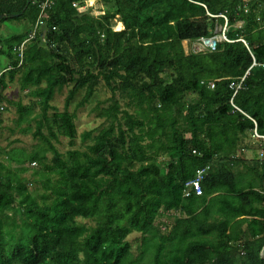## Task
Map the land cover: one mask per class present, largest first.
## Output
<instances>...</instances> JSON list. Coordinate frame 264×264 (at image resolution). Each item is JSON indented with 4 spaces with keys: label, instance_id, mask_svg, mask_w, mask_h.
Segmentation results:
<instances>
[{
    "label": "trees",
    "instance_id": "trees-1",
    "mask_svg": "<svg viewBox=\"0 0 264 264\" xmlns=\"http://www.w3.org/2000/svg\"><path fill=\"white\" fill-rule=\"evenodd\" d=\"M44 1L0 0V129L6 104L10 134L36 140L30 151L0 150L14 165L0 159V264H264V160L242 158L263 149L252 133L255 123L264 136V0H96L102 15L88 0H49L18 66L13 48ZM220 16L234 42L185 53L184 43L214 36ZM16 77L33 88L32 105L5 97ZM99 86L110 94L93 109L104 124L77 149L69 106L80 95L75 109L84 107ZM63 89L59 112L51 102ZM32 164L40 194L21 177ZM205 167L201 195L183 198ZM172 212L161 231L157 220Z\"/></svg>",
    "mask_w": 264,
    "mask_h": 264
},
{
    "label": "rangeland",
    "instance_id": "rangeland-1",
    "mask_svg": "<svg viewBox=\"0 0 264 264\" xmlns=\"http://www.w3.org/2000/svg\"><path fill=\"white\" fill-rule=\"evenodd\" d=\"M86 3H87V7L93 8L94 15L103 14L101 3L96 2V0H88ZM99 4H100V7L98 8ZM83 8H86V7H83ZM10 25L14 26V24L11 23L7 27L9 28ZM120 28H121L120 24L118 23L114 27L115 30H118ZM6 30L12 31V28L7 29L6 27H4L1 33L3 34L4 32H6ZM183 46L185 48V53H188L194 50V48L191 45L187 46L186 43H184ZM6 64H8V60L6 58L0 57V70L3 69L4 65ZM5 85H6V89L4 91V95L8 100L13 101V102L20 101L25 106H30L33 104L32 102H34V99L33 97L29 95V92H31L33 88L28 87V86H27L28 88H23V84L22 82H19L18 77H16V79L13 82H6ZM66 94H67V89H63L60 93L55 94L51 102V105L59 112H62L63 110ZM109 96H110L109 92L103 86H99L93 99L84 107L79 108L77 110L75 109L76 103L81 98L80 95L77 96L74 99V101L70 104L68 111L69 112L75 111V115H76V119L74 122L76 126V131H77V138L75 140V148L83 149L84 145L81 142V135L84 132L96 130L104 124L103 120L96 118L95 112L93 111V109L97 107V105H99L100 103L106 101V99H108ZM104 105H105L104 103L101 104V106H104ZM1 106L4 107V113H3V123L0 129V150L2 149L9 150L10 144L13 142H16L13 145H11V148L13 149L16 148L18 150H23V151H30L31 147L36 144V140L32 137V132H23V133L14 132V134H10L9 131L13 128L12 121L16 118L15 109H13L10 106H7L6 104H2ZM37 114H38V108L35 106L32 116L35 117L37 116ZM31 125L33 126V124ZM22 127H25V124ZM56 148L60 153L65 154L69 150L68 140L65 138H59V142L56 144ZM48 158L50 159V156ZM242 158L246 160H250L252 158L260 160L261 150H257L253 153L250 151H246L242 153ZM0 159L3 162H5L7 166L9 167L14 166L12 163H10L7 160V155L5 153L4 154L1 153ZM163 162H164L163 157L157 158V163L159 165H162ZM25 167L30 168V169L26 173L22 174L21 177H23V179L28 181V185H27L28 190L32 194H34L35 192L37 194H40L41 190H40L39 184L30 182L31 172H32L31 169L32 168L35 169L38 167L35 164L25 165ZM34 181L37 182L38 180H34ZM177 216L178 215L175 212L162 215V217H160L157 220V222L161 223L160 225L161 231H164V227H168L170 224H172L174 218ZM81 222L84 223L85 221H81ZM85 223L89 224L88 222H85ZM89 225H92V224H89ZM127 241L131 243L132 251L135 252L136 248L139 245V235L133 233L127 237ZM12 244H13L12 241H7L6 247L9 248Z\"/></svg>",
    "mask_w": 264,
    "mask_h": 264
},
{
    "label": "built area",
    "instance_id": "built-area-1",
    "mask_svg": "<svg viewBox=\"0 0 264 264\" xmlns=\"http://www.w3.org/2000/svg\"><path fill=\"white\" fill-rule=\"evenodd\" d=\"M49 8V0H45L44 3H42L41 5V10H40V15L37 19V22L33 28L32 33L29 35V37L24 40L21 44H19L18 46L13 48V53L16 55L17 60H18V66L22 65V62L24 60L23 58V51L26 47V45L28 44V42H30L36 34V31H38V29L40 27L43 26V23L41 21V15L43 14V12ZM244 13H247V8L246 6H244ZM221 18L224 19V25L221 27L216 26L215 30H214V36L209 37V38H201L198 41H196L195 43H193L191 46L194 48L195 53H203V52H208V53H212L215 52L216 50V45L220 42H224V43H233L234 41H231L227 38V32L229 30V27L227 25V20L224 16H220ZM241 26L240 23L236 24V28H239ZM239 42H241L246 48L247 45L245 43V41L243 39H239ZM253 65L254 62H253ZM264 67V66H262ZM242 78L240 80V82L238 84H230L229 88L233 90V95L232 98L236 95L237 91L240 89V86L243 82ZM202 84V83H201ZM207 87L210 90L214 89V84L213 83H209L207 85ZM231 106L233 107L234 110L239 111L233 104L232 101H230ZM252 138L256 139V140H261L263 141V149L261 150V159L264 160V136L258 135L256 132V128H255V123H254V129H253V133H252ZM208 167L199 169L195 172L194 177L192 180L188 181L185 183L184 185V190L182 193V197L183 198H188L190 197L192 194L195 196H200L201 195V182L203 181V179L207 176V172H208ZM260 256L263 258L264 257V248L261 250L260 252Z\"/></svg>",
    "mask_w": 264,
    "mask_h": 264
},
{
    "label": "crops",
    "instance_id": "crops-1",
    "mask_svg": "<svg viewBox=\"0 0 264 264\" xmlns=\"http://www.w3.org/2000/svg\"><path fill=\"white\" fill-rule=\"evenodd\" d=\"M262 150V149H261ZM260 160H262L261 158H260ZM173 213V212H172ZM177 215H178V213H176Z\"/></svg>",
    "mask_w": 264,
    "mask_h": 264
}]
</instances>
